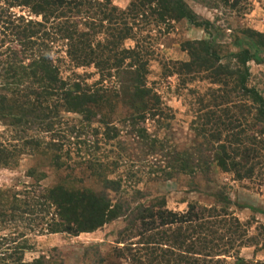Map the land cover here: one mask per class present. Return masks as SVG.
I'll return each instance as SVG.
<instances>
[{
    "label": "trees",
    "instance_id": "16d2710c",
    "mask_svg": "<svg viewBox=\"0 0 264 264\" xmlns=\"http://www.w3.org/2000/svg\"><path fill=\"white\" fill-rule=\"evenodd\" d=\"M197 2L215 12V20L200 17L187 0H131L125 10L111 0H0V123L18 138L0 143V170L17 167L27 154L49 159L56 170L82 166L59 143L62 113L81 116L83 127L99 119L108 132L121 99L133 103L134 121L157 116L160 98L147 82L154 52L145 32L160 33L161 27L166 31L186 20L208 39L185 42L182 49L190 61L172 65L184 84L201 77L213 86L210 95L196 102L207 151L215 166L236 181L264 180V95L249 86L250 64L264 65V33L239 30L232 44L237 51L222 54L213 37L219 32V15H244L248 2ZM127 41L135 46L126 47ZM62 63L72 67L68 78L62 76ZM90 68L99 77L92 84L77 73ZM90 156L82 161L102 179L101 167ZM194 156L185 154L180 170H197ZM28 177L37 180L36 171ZM103 181L108 191L118 185ZM120 219L127 223L124 232L138 230L141 238L119 250L129 254L130 264H224L227 259L264 264V258L241 257L248 248H254L255 256L264 255V226L250 234L224 208L189 204L186 211L174 212L164 198L132 206L106 192L63 183L49 189H0V233L8 232L0 236V264H47L44 258L24 261L30 236H79Z\"/></svg>",
    "mask_w": 264,
    "mask_h": 264
},
{
    "label": "rangeland",
    "instance_id": "374dc122",
    "mask_svg": "<svg viewBox=\"0 0 264 264\" xmlns=\"http://www.w3.org/2000/svg\"><path fill=\"white\" fill-rule=\"evenodd\" d=\"M111 1L121 10H125L131 2ZM187 2L200 17L215 20L216 13L197 0ZM247 2L249 10L244 15L225 11L219 15L221 20L216 25L219 32L213 37L223 47L222 54L237 51L232 44L233 36L239 30L252 29L264 33V0ZM165 29L161 27L160 31H163L160 33L158 29L145 32L150 34L149 41L154 52L147 82L160 98L162 111L157 116L147 115L144 120L134 121L136 116L130 109L133 103L130 101L127 104L126 99H121L115 107L113 124L108 132L98 123L99 119L91 127H83L81 116L62 113V125L57 135L60 137L59 143L64 146V151H72V162L82 166H74L71 162L74 170H56L49 159L27 154L20 158L17 167L0 170V189H49L63 183L106 192L111 199L123 200L132 206L136 203L148 205L164 198L167 209L174 212L186 211L189 204L224 208L247 225L250 234H258V227L264 226V180L236 181L233 175L223 173L215 166L205 146L207 140L199 134V107L196 103L199 97L210 95L208 91L213 86L201 77L184 84L173 69L175 62L190 61L182 45L187 41L206 40L207 34L186 20L174 23L169 30ZM134 46L135 42H126V47ZM58 55L55 58H60ZM60 67L62 76L68 78L72 67L69 63H62ZM250 69L249 86L257 88L264 95V65L251 63ZM77 73L87 79L88 84L99 80L93 68L77 70ZM16 136L14 129L0 123V143L13 142ZM195 151L201 152V155ZM185 154H195L192 160L197 170L188 173L180 170V161ZM89 156L98 162L97 169L101 167L99 172L102 179L87 170L82 160ZM31 170L36 171L37 180L28 177ZM103 180H111L118 185L108 191L104 188ZM126 227V221L120 219L93 233L79 236L32 235L27 240L29 248L24 253V261L31 263L44 258L47 264H130L129 254L120 253L119 250L141 242V238L137 237L138 230L124 232ZM5 234L8 232L2 231L0 236ZM241 257L262 260L264 255L259 253L255 256L254 248H248L241 251ZM233 263L232 259H227L224 264Z\"/></svg>",
    "mask_w": 264,
    "mask_h": 264
}]
</instances>
